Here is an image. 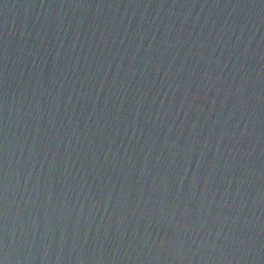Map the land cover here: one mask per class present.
<instances>
[{
    "label": "water",
    "instance_id": "1",
    "mask_svg": "<svg viewBox=\"0 0 264 264\" xmlns=\"http://www.w3.org/2000/svg\"><path fill=\"white\" fill-rule=\"evenodd\" d=\"M0 264H264V0H0Z\"/></svg>",
    "mask_w": 264,
    "mask_h": 264
}]
</instances>
